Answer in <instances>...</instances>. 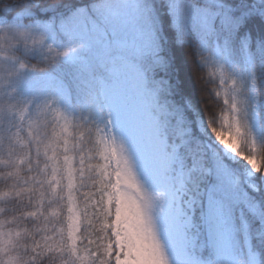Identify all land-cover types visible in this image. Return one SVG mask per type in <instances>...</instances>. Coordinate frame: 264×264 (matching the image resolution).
I'll use <instances>...</instances> for the list:
<instances>
[{"label": "snow or ice", "instance_id": "1", "mask_svg": "<svg viewBox=\"0 0 264 264\" xmlns=\"http://www.w3.org/2000/svg\"><path fill=\"white\" fill-rule=\"evenodd\" d=\"M0 264H264V0H0Z\"/></svg>", "mask_w": 264, "mask_h": 264}]
</instances>
